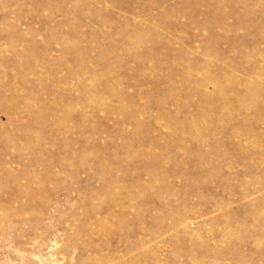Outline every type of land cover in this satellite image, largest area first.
Segmentation results:
<instances>
[{
    "label": "rangeland",
    "instance_id": "obj_1",
    "mask_svg": "<svg viewBox=\"0 0 264 264\" xmlns=\"http://www.w3.org/2000/svg\"><path fill=\"white\" fill-rule=\"evenodd\" d=\"M0 264H264V0H0Z\"/></svg>",
    "mask_w": 264,
    "mask_h": 264
}]
</instances>
